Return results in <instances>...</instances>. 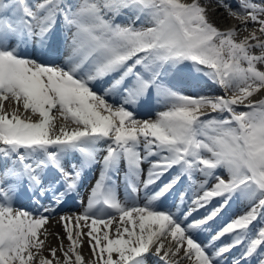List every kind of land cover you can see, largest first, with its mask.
<instances>
[{
  "label": "snow or ice",
  "instance_id": "snow-or-ice-1",
  "mask_svg": "<svg viewBox=\"0 0 264 264\" xmlns=\"http://www.w3.org/2000/svg\"><path fill=\"white\" fill-rule=\"evenodd\" d=\"M209 7L258 27L237 40ZM188 64L233 95L177 91ZM255 93L264 0H0V264H264ZM9 98L27 118L3 111ZM53 112L75 127L57 128ZM236 200L246 211L218 223ZM72 201L81 210L65 213ZM57 215L64 235L51 247Z\"/></svg>",
  "mask_w": 264,
  "mask_h": 264
},
{
  "label": "bare ground",
  "instance_id": "bare-ground-1",
  "mask_svg": "<svg viewBox=\"0 0 264 264\" xmlns=\"http://www.w3.org/2000/svg\"><path fill=\"white\" fill-rule=\"evenodd\" d=\"M205 2H207V0H205ZM209 15L210 17L214 20V22L217 24V26L221 29V30H224V31H227L229 30L230 28H237L238 29V32H237V40H241L243 39L245 36H247L249 34V32L253 31L255 27H258V26H254L252 24H249L246 28L240 23L239 20L235 19V18H230L229 20L225 21L218 12L214 11L213 7H209ZM257 51V54H258V50ZM204 83H201L200 86L203 87ZM233 94H231L232 96ZM230 96V97H231ZM258 97H261L264 99V96L260 95V93H255L254 96L252 97V99H255V98H258ZM3 111L4 112H7L9 113L10 115L15 112L17 115H19L22 119H25L27 118L28 116V113H26L22 106L19 108V110H17V105L14 103V101L9 98L8 101H6L4 103V106H3ZM30 111V110H29ZM53 113H56V112H53ZM55 116V114H53ZM38 115V114H37ZM57 115L59 116V114L57 113ZM32 119L35 120L36 119V116L33 115L32 116ZM55 124L57 126V128H59V126L61 125H65L67 126L69 129L75 127V125H69L70 122H66L62 119H58L56 116H55ZM90 193V190L87 192V197ZM141 193H143V190H141ZM140 193V194H141ZM143 203L140 204V206H142ZM247 209V206L244 208V211H246ZM81 210V209H80ZM80 210H76L74 211L73 213L77 212V211H80ZM65 213H67L65 211ZM59 215L53 217L48 225L46 226L47 227V231L49 233L48 235V238H47V242L46 244L51 246V247H56L57 244H58V241L55 237V233H60L61 236L64 235V228H63V224L59 223ZM69 227H72V225L70 224ZM65 244H67V240H65ZM45 256H47V248L44 250V253H43ZM83 254L85 255L86 258L89 257V252H88V248H87V244H85L83 246Z\"/></svg>",
  "mask_w": 264,
  "mask_h": 264
},
{
  "label": "rangeland",
  "instance_id": "rangeland-1",
  "mask_svg": "<svg viewBox=\"0 0 264 264\" xmlns=\"http://www.w3.org/2000/svg\"><path fill=\"white\" fill-rule=\"evenodd\" d=\"M53 114H55V116H56L57 118L62 119L61 117H59V116L57 115V113H53ZM62 120H63V119H62ZM69 125H73V124L69 123Z\"/></svg>",
  "mask_w": 264,
  "mask_h": 264
}]
</instances>
